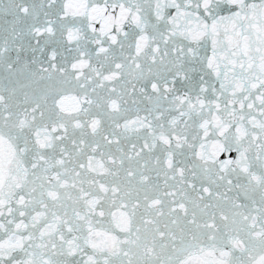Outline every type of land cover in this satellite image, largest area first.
Masks as SVG:
<instances>
[{
	"label": "snow or ice",
	"instance_id": "obj_1",
	"mask_svg": "<svg viewBox=\"0 0 264 264\" xmlns=\"http://www.w3.org/2000/svg\"><path fill=\"white\" fill-rule=\"evenodd\" d=\"M0 264H264V0H0Z\"/></svg>",
	"mask_w": 264,
	"mask_h": 264
}]
</instances>
